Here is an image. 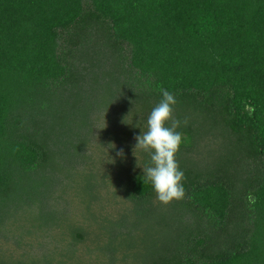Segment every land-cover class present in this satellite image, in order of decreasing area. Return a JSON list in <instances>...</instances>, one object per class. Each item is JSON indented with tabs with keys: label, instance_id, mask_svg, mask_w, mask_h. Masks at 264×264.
<instances>
[{
	"label": "trees",
	"instance_id": "obj_1",
	"mask_svg": "<svg viewBox=\"0 0 264 264\" xmlns=\"http://www.w3.org/2000/svg\"><path fill=\"white\" fill-rule=\"evenodd\" d=\"M110 105L145 118V167L124 147L113 173H78ZM77 177L87 212L108 184L131 204L89 214L103 242L49 203ZM14 209L107 264L140 228L138 264H264V0H0L1 231Z\"/></svg>",
	"mask_w": 264,
	"mask_h": 264
},
{
	"label": "rangeland",
	"instance_id": "obj_2",
	"mask_svg": "<svg viewBox=\"0 0 264 264\" xmlns=\"http://www.w3.org/2000/svg\"><path fill=\"white\" fill-rule=\"evenodd\" d=\"M104 107L91 114L94 119L91 118L92 124L90 125L89 137L85 147L90 159L86 162L84 160L83 162L75 163L77 172L80 173L79 170L82 169L84 171L92 169L96 171V175L107 172L113 173L110 171L114 167L113 151L117 148L122 153L124 147L130 150L129 153L137 161L139 168H144L145 165L142 163L143 153L141 152L143 145L149 141L147 137L149 132L148 129L145 130L141 127L136 131L134 127L139 121H142L141 123L145 125V118L141 117L140 114L138 115L136 109L133 107L128 106L124 111L116 105ZM148 120L150 121L151 119ZM106 129L109 131L108 135L102 132ZM113 171L115 172L116 170ZM71 184L72 182L70 181L69 186L65 188L64 192L60 190L54 191L49 198L50 205L55 210L70 212L71 224L73 222L74 225L83 226L82 228L87 227L92 229L93 231L89 230L92 232L93 239L103 242V230H98L96 226L91 225L93 223L88 218L89 214H98L99 216H106L113 220L119 217V212H123L122 210L119 211L120 206L128 209L131 207V204L126 203L121 194L115 197L114 200L109 201L108 195L112 185H110V188L108 184L107 188H105V185L99 187L98 195L95 196V202L94 199L93 203L91 202L93 208H90V212H87L81 199L84 193L80 192L83 180L77 177V180H73V184ZM29 218V215L25 211L15 209L11 210L5 217L6 223L4 229L0 230V257L2 258H0V264H28L31 258L35 261L39 259L36 262L37 264H46L42 261V251H46L57 260H62L64 256L62 257L61 254H65L68 250H72L74 254L68 253L70 260L64 264L110 263V253L104 250L105 244L104 247L98 244V249L94 248V245L88 240L72 243L73 246L72 244L69 245L68 241H71V239L68 237V230L54 227L60 219L54 223V226L38 227L35 225L37 223L30 222ZM85 224H88L89 227ZM106 226L108 228V225ZM152 237H154V234H152ZM142 238L145 241L150 239L145 228H140L135 234H132L127 244L113 248V252L117 253L116 263L138 264L137 262H140L141 258L148 259L149 257L146 256V252L149 245L148 247L145 246L144 241H141ZM105 239L103 240L105 241ZM109 247L112 248L113 246ZM54 263L61 264L56 261L49 264Z\"/></svg>",
	"mask_w": 264,
	"mask_h": 264
}]
</instances>
